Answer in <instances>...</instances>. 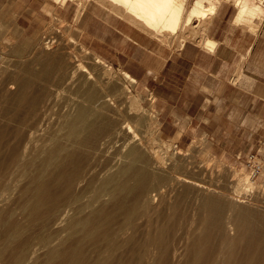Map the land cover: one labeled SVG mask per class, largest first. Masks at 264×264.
I'll return each mask as SVG.
<instances>
[{"label":"bare ground","instance_id":"obj_1","mask_svg":"<svg viewBox=\"0 0 264 264\" xmlns=\"http://www.w3.org/2000/svg\"><path fill=\"white\" fill-rule=\"evenodd\" d=\"M105 1L155 34L187 31L195 19L206 22L219 6L218 0H193L189 6L187 0ZM235 4L237 20L264 16L263 0H236ZM201 41L216 46L208 36ZM47 43L45 47L51 40ZM93 62L107 65L100 58ZM86 64L73 65L76 69L67 78L68 86H76L84 95L60 102L62 106L54 104L61 111L46 121L40 134L22 130L23 122L0 131L6 147L11 141L20 146L15 150L14 145L2 159L17 166L20 179L10 182V167L0 175V264H264V193L252 199L235 198L242 185L252 188L251 176L235 169L238 178L229 195L219 183L193 178L198 169L208 171L209 164L204 168L185 163L184 172L178 170L172 161L176 155L170 159L148 144V129L156 121L132 92L130 84L137 79L124 71V81L105 66L97 73L89 67L94 64ZM76 71H81L79 80L73 79ZM185 171L194 174L187 176ZM21 179H25L22 185ZM186 199L193 219L188 231L178 235L184 213L180 208ZM150 211L157 218L151 216L147 222L145 218L142 224L136 221ZM118 216H122L119 223Z\"/></svg>","mask_w":264,"mask_h":264},{"label":"rangeland","instance_id":"obj_2","mask_svg":"<svg viewBox=\"0 0 264 264\" xmlns=\"http://www.w3.org/2000/svg\"><path fill=\"white\" fill-rule=\"evenodd\" d=\"M87 1L89 0H59V4L57 7L47 4L45 7H43L46 18L38 24L33 23V26L30 28V30L26 29L25 26L18 22L20 11H22L24 8L16 6V3L11 0H5L4 3L0 4V131L3 129L8 130L9 128L12 129L19 127L18 124L23 122L24 128H22V130H24L25 132L26 130L27 132H35L36 130L37 132H35V134H40L43 131L42 129H44L48 124L47 122H51V120H53V118H55L57 114L60 113L61 109L59 108L66 103L65 101L70 100L69 98L73 99L74 97H82L84 94L82 95V92L79 91L76 86L72 87L70 84V86H68L69 81H67V78H71L70 73L76 69L73 67L77 63H91H87V66L94 64V66L89 67H93V71L97 73L100 72V69L105 66L106 69H109L108 71H110L111 74L113 73L112 75H116L120 78L123 77L122 74L124 70L122 68L114 66L113 64H109L105 61H102V63H105L107 65L101 64L100 66L102 67L94 63L93 61L99 57L92 50H90V48L85 46L82 41V32L78 27V20ZM218 1V5H222L225 2L232 4L233 7L230 8L229 13L235 15L238 9V6L235 5L236 0ZM255 1L258 2L260 0ZM71 2H75L77 3V5L70 6L69 3ZM186 2L187 6H189L190 3L193 2V0H187ZM82 5L83 7H81ZM261 18H263V15L260 17L257 16L256 18H254V20L250 18L252 19L251 21H253L254 27L251 26L252 22L250 20L244 22L243 20H237L235 18V20H232V22L235 28L241 29V32L243 34H246L245 40H249L250 38V41L252 42L256 34H258L261 23L263 22ZM204 23V21H201L199 26L196 27L195 22H193L190 26H187L189 28L187 31L186 28H183L184 30H179L180 33L178 32L177 34L166 32V34L170 36L172 48H179V42H181V39L188 40L199 38L201 40V38L207 37L206 34H204L205 31L203 30ZM34 27L37 28L33 30ZM191 29H193L192 31H194V33H192ZM188 31L189 33H187ZM236 33L239 34V32ZM241 36L242 34H240V38ZM49 40H51V45L45 47L46 45H49V43H47V41ZM242 40L243 39H239V42H242ZM43 48H45L46 50ZM61 51L63 52L61 53ZM45 52L49 53L45 54ZM69 53L73 55H71L72 59L75 56L73 60L70 58ZM45 55L50 56L47 57ZM54 55H57L56 57L58 59L56 57L54 58ZM51 56L53 57L50 58ZM61 60L64 61V65L66 63L64 67L63 64L60 65L62 63ZM70 62L72 64H70ZM67 65H69L68 68ZM65 68L67 70H65ZM55 72L56 74H54ZM77 73L79 74L77 75ZM80 74L81 71H76L73 79L79 80L78 77ZM235 75L240 79L243 76L242 70H237L235 72ZM62 76H65V78ZM122 79L125 81L124 77ZM127 83L130 84L131 82H126V84ZM63 85L65 87H63ZM130 86L133 94L136 96L138 95L137 98L138 101H141V107H144L143 109L149 112L150 116H153L155 119L154 121H156L155 124H153V127H151L150 130L148 129V136H151L148 137L149 139H151L149 140L148 144H151V147L154 146V148L160 149L161 152H164V155H167V157H169L170 159L172 158V156L176 155L172 158V161L174 160L173 162H175L176 166L178 165L177 168L180 167L178 168V170L181 169V171L184 172L183 167L186 164H190L192 162L200 164L204 168H207L206 165L211 164L210 166L208 165V171L203 168L204 170H196V175L194 174V172L190 173L185 171V173L187 172V176L194 174L195 176L193 175V178L195 177L196 179L206 181L208 184L219 183L220 186H223L226 189V191H224L225 189L223 188L222 191H224L225 194L229 193V195H232L231 192L233 191V182H235V180L238 178L237 175V177L234 175V170H241L240 172L248 173L251 176L250 179L254 181V184H252V188L246 184L242 185L243 188L239 193L241 197L235 195V198L237 197L239 199H252V196H256L259 193H264V188L259 187L261 185L264 186V117H262L261 119L259 117H255L258 116V114H255L254 116L251 115V118L249 120H243L242 118L238 117L236 118V121L234 123L224 124L223 127L217 128V133H212V130L215 129L213 127L210 128V132L202 133V129L198 130L195 127L197 123L196 120H192L191 118H179L177 115L175 116V118H164L159 108V104L156 101L152 88L148 87L143 82L138 80L137 82H132V85L130 84ZM56 88L58 89L59 93H56ZM75 90L76 92L74 93ZM25 92H27L28 94L24 98L22 94H24ZM52 93L53 95H51ZM52 98L54 99V101ZM49 100L53 103H51ZM34 101H36V103ZM60 102L62 105L60 104ZM54 104H58L61 106H54ZM56 107L58 109H56ZM51 110L55 114H53ZM240 114L245 115L243 112H235L236 116ZM45 116H48V118ZM33 121L35 122V124L33 123ZM37 121H40V123ZM44 121L47 122L45 123ZM174 123L179 126L177 132H166L168 125L176 126ZM131 124L134 126L135 122H131ZM11 129H9L8 131H10ZM151 130L155 131L154 133L152 132V135ZM168 130H171V127H169ZM135 131L137 132V129H135ZM140 133L138 134L141 137L142 134ZM198 141H200L201 143ZM5 145L6 143L0 141V150L2 152L0 154V175L1 172H3L5 169L7 170V168L10 167L9 175H12L10 178V182L15 183L17 179H20L17 173V166L11 165L7 162H3L2 159H6V156L9 153L8 151H10L11 149L15 148V150H20V146L18 144L12 143V141L10 146L6 147ZM182 161L185 162L182 163ZM36 167L37 165L33 166L32 168L36 169ZM231 167L234 169H232ZM211 169H213V171ZM203 171L207 173H204ZM217 173H219V175ZM24 182L25 179H21L19 184L22 185ZM253 186L255 187L253 188ZM188 203L189 201L187 199L184 200L182 202L183 206H181L182 208H180V213L181 210L184 213L180 215L181 218L178 216L182 224V228L178 231V235L181 232L188 231V229L191 227L190 222L193 219V211H191L192 208L191 206H188ZM186 205L188 206V208ZM151 216H155L154 218H157L156 214L150 211L148 213H145V215L140 217V219L138 218L136 221L138 223H141L146 218L144 221L147 222V220L150 219ZM118 218L119 219H117L116 221L117 223L122 220V216H118ZM117 223H114V226H116Z\"/></svg>","mask_w":264,"mask_h":264},{"label":"crops","instance_id":"obj_3","mask_svg":"<svg viewBox=\"0 0 264 264\" xmlns=\"http://www.w3.org/2000/svg\"><path fill=\"white\" fill-rule=\"evenodd\" d=\"M11 1L24 8L18 22L28 30L46 18L43 7L59 4L57 0ZM4 2L0 0V4ZM113 6L105 0L87 1L78 20L82 41L102 61L152 88L164 118H191L202 133L212 127V133H217V128L238 117H264V16L254 40H245L246 34L232 22L238 9L235 15L230 14L233 6L225 2L203 26L216 46L207 47L194 38L174 49L166 32H150L125 10ZM194 21L198 27L201 21ZM239 69L243 72L240 79L235 75ZM235 112L245 115L236 116ZM178 129L168 125L166 132Z\"/></svg>","mask_w":264,"mask_h":264}]
</instances>
